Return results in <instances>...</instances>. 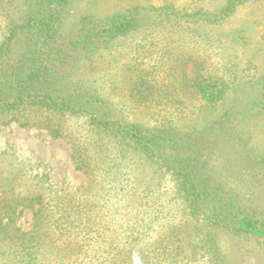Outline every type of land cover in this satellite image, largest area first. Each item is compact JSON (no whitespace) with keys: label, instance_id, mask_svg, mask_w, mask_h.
I'll return each instance as SVG.
<instances>
[{"label":"trees","instance_id":"16d2710c","mask_svg":"<svg viewBox=\"0 0 264 264\" xmlns=\"http://www.w3.org/2000/svg\"><path fill=\"white\" fill-rule=\"evenodd\" d=\"M105 1L0 0V124L66 138L86 179L51 201L20 198H42L45 225L24 231L2 209L0 264H236L224 237L264 246V149L242 128L264 122V72L243 88L256 95L229 97L237 38L221 28L251 0L103 14ZM141 25L110 79L114 44Z\"/></svg>","mask_w":264,"mask_h":264},{"label":"rangeland","instance_id":"374dc122","mask_svg":"<svg viewBox=\"0 0 264 264\" xmlns=\"http://www.w3.org/2000/svg\"><path fill=\"white\" fill-rule=\"evenodd\" d=\"M224 1L106 0L98 5L103 14L115 12L133 4L160 5L166 2H172L176 6L185 7L188 10L202 7L215 11L221 7ZM82 2L85 5V0ZM221 30L222 40L230 41L237 38V42L233 40L229 47L226 45L234 58L229 64L232 66L234 62L236 63V66L233 67L236 70L233 79L237 77L234 82L239 83V86H233L234 91L233 87L229 91V97L233 96L235 91H237V95L241 96H245L249 91L256 95L258 91L244 90L243 88L252 85L259 74L264 72V0H251L239 5L238 10L223 24ZM146 32L148 33L141 25L131 35L114 44L112 49L117 54V60L113 62L115 66H109L110 79L118 78L117 76L122 72L121 68L134 53L135 44L146 35ZM193 52L197 54V50H193ZM221 66L222 63L216 65L218 69H221ZM230 100L214 108L212 116L224 111L229 106ZM211 114L207 118H211ZM242 128L245 130V135L248 134V130H252L255 147L260 150L264 149V122L255 121V123L247 124ZM70 153V143L66 138L52 139L44 130L37 127L25 128L20 127L17 123L0 124V214H2V209L8 210V216L15 218L13 219L14 227H21L24 231L31 229L35 221L39 225H45V221L43 224V221L34 215L33 210L38 209L42 203L49 199L51 201L52 198L48 197L49 194L54 197L74 192L86 182L85 175L76 168ZM234 158V156L228 157V159ZM246 189L250 190L249 187ZM261 192L263 191L256 188V193ZM39 195H42V198L44 196V202H41L42 198L36 199L32 202L34 203L32 207L27 204L28 200H20L24 196ZM258 198L264 202V193ZM6 219L9 221V217ZM222 244L224 251L231 255L232 261L236 264H264V246L238 238L234 239L231 236L227 239L224 237ZM190 248L193 247L190 246ZM194 259L193 264L203 262L199 258Z\"/></svg>","mask_w":264,"mask_h":264}]
</instances>
